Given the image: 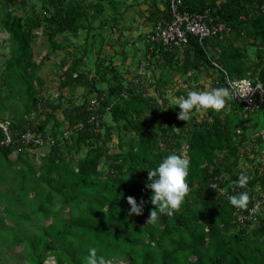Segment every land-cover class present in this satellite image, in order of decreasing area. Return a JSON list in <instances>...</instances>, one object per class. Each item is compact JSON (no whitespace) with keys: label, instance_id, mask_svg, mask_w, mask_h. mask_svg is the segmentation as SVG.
<instances>
[{"label":"trees","instance_id":"16d2710c","mask_svg":"<svg viewBox=\"0 0 264 264\" xmlns=\"http://www.w3.org/2000/svg\"><path fill=\"white\" fill-rule=\"evenodd\" d=\"M124 4L0 0V31L10 47L0 66V122L6 123L9 139L0 127V170L14 174H0V185L6 179L12 187L10 194L0 190V252L22 245L26 264L48 258L53 264H83L91 247L106 264H264V204L249 213L264 198V155L258 158L256 150L264 147L258 129L264 126V113L246 115L228 96L223 109L204 114L193 109L184 121L178 118V104L167 97L174 76L196 80L204 74L211 77L212 88L225 87L226 79L256 77L264 83V0H181L183 12L207 15V27H225L201 44L188 36L184 48L150 40L170 15L168 0H161V8L146 2L139 15L150 31L127 45L136 66L139 51L148 60L141 75L136 66L134 73L120 71L100 55L101 46L93 49L96 35H88L103 31L108 24L102 22L104 13L111 15V28L123 11L143 6ZM68 31L87 33L70 53L64 48ZM39 36L49 47L47 55L33 51ZM251 49L255 59L250 61ZM56 52H64L65 59L57 63L58 94L50 98L36 71ZM156 69V77H147ZM129 74L130 81L124 77ZM78 87L90 95L81 104L62 93ZM174 95L175 101L187 94ZM250 117L260 123L255 127ZM36 138L42 145L29 141ZM43 145L47 153L39 173L16 168ZM243 151L247 155L241 156ZM173 152L190 161V191L180 207L165 209L156 222H148L155 207L146 187L148 170ZM15 153L19 158L11 162ZM243 164L255 166L251 171L253 165ZM241 173L249 176L245 188L237 184ZM214 178H220L223 194L208 187ZM240 191L250 195L246 208L229 202ZM128 196L142 203L141 214H130ZM65 209L66 219L53 217Z\"/></svg>","mask_w":264,"mask_h":264},{"label":"rangeland","instance_id":"374dc122","mask_svg":"<svg viewBox=\"0 0 264 264\" xmlns=\"http://www.w3.org/2000/svg\"><path fill=\"white\" fill-rule=\"evenodd\" d=\"M145 1L153 2V3L155 2L157 6L159 5L162 6L161 0H145ZM136 2H139V4H142L143 6H140L141 8H139V6L137 5L135 8L130 7L125 12L123 11L122 14L124 17L122 16L123 18L122 20L119 21L120 23H117V25H114L113 27L110 28V25L112 24L111 15L109 12L104 13L103 14L104 19L102 20V22H106L108 24L102 25L103 31L93 30L91 31V33L88 34V35L95 34L96 37L98 38V44L93 49L98 50V48L101 46L100 55L105 59L110 58V60L113 61L115 65L117 66L119 65L120 71L123 70V72L126 68H128L134 73V69L136 66L134 64L136 62L131 61L132 58L128 52L127 45L134 44L133 41L137 39L139 34L140 35L147 34L150 31L149 25L144 23L145 17H142L141 15H139V11H144L147 8V4L146 2H144V0H124V3H125L124 7L126 8L128 5L136 3ZM99 25H100L99 21L98 22L95 21L94 27L96 28ZM128 27L130 28V30L126 31L125 29H127ZM38 33L40 34V31ZM67 34L69 38V43H67L68 46H65L64 45L65 43H63V45L65 48V51L67 50L69 51L68 53H70L71 48L74 45H79L83 41V36H85L87 33L78 32L76 35H72V32L68 31ZM32 47H33V51L36 56L47 55V52H49V47L47 44H45V39L42 36H39L36 39ZM122 52L124 53V57H122V54H121ZM139 52L137 54L136 61L138 58H139L138 61L142 60V58L139 57L140 56ZM9 54H10V47H9L8 36L2 31H0V66L3 64L4 60L9 57ZM63 55H64V52H56L54 55L49 56L48 60L47 59L43 60V64L36 71L37 76L41 77L45 83V86L43 88L45 89L44 94L50 98H55L58 94V88H57L58 83L56 81V76H58V74L61 71L57 69L56 67H57V63H60V61L65 59ZM93 56H95V54H93ZM254 59L255 58L253 55V51L251 49L249 50V60L251 61ZM92 61L93 60L89 62L91 63ZM157 71H158L157 69L155 71L154 70L149 71L147 77L149 76L156 77L155 73H157ZM124 77L129 81L133 79L132 75L130 74L124 75ZM171 81L172 83H170V85L172 88L168 90L167 97L168 99H171V102L175 104H179V100H180L179 98V99H175L174 101V96H175L174 93L177 91H184L185 94H187L189 91H193V90L210 91L212 89L211 77L204 76V74L202 76L200 75L198 79L196 80H193V79L188 80L185 77L180 78L178 76H174V78H171ZM62 93L66 94L65 98L67 97V95L72 96L73 97L72 101L75 104H81L84 97H86L87 99L90 97V95L87 94V92L84 91L82 87L76 88L73 93H71L67 89L63 90ZM181 97H184V96H181ZM91 102L92 101L89 102V105ZM199 111H201V113L204 114V110H199ZM56 117H58L59 121L61 122L63 121L62 113L61 114L57 113ZM250 118H251L250 119L251 124H255V127H256V123L254 122L253 117H250ZM0 127H6V123L0 122ZM36 145L38 146L39 143H36ZM258 146L256 150H258V152L261 153V150L258 149L259 148ZM46 153H47V145H43L39 150H34L31 153L29 152L26 156H24L23 157L24 161L19 162L16 168H21L22 166H25L39 173L40 169H38V167L40 163L42 162V157ZM241 154H242L241 156L247 155V153L244 154V151ZM262 155H263L262 153L261 154L258 153L257 157L261 159ZM10 158H11L10 159L11 162H15L19 158V156L17 155V153H15V154L10 155ZM255 164L254 165L251 164V167L253 165L252 168L246 164L245 165L243 164V165H244V168H248V169L251 168V171H252ZM9 173H10L9 170H5V171L2 169L0 170V174L2 175H8ZM13 175L14 174L10 173L8 177H11ZM0 190L2 191L6 190L5 192L7 194L11 193L12 187H10L8 180L2 179ZM53 217L66 219L67 209L62 210L58 215H53ZM48 222L49 220H47V223ZM21 250H22V245H20L18 248H14L13 250L5 249L4 251L0 252V264H26L23 256L21 255ZM43 264H53V261L51 258H48L44 261Z\"/></svg>","mask_w":264,"mask_h":264},{"label":"clouds","instance_id":"9594fccd","mask_svg":"<svg viewBox=\"0 0 264 264\" xmlns=\"http://www.w3.org/2000/svg\"><path fill=\"white\" fill-rule=\"evenodd\" d=\"M141 58L143 59V57ZM229 94L230 90L226 87H215L210 91H189L186 96L181 97L179 100L178 106L180 111L178 118L187 121L191 117L193 109L221 110L224 108ZM1 129L6 139V128L1 127ZM189 167L190 161L187 158L173 152L163 157L155 168L148 170V183H146V187L151 189V202L155 205L150 211L148 222H156L159 212L165 209L171 211L181 206L187 193L190 191L189 183L186 179L189 175ZM219 180L220 178H214L209 182L208 187L216 189L218 193L223 194L224 191L222 189L224 188L221 187L220 182H218ZM248 181L249 176L241 173L237 184L241 188H245ZM214 184H216L215 188H213ZM249 200L250 195L247 191H240L229 196V202L237 208H246ZM127 202L130 205V214L139 215L142 213V203L138 204L134 197L128 196ZM83 264H106V260L105 257L98 256L96 248L91 247L83 257Z\"/></svg>","mask_w":264,"mask_h":264},{"label":"built area","instance_id":"2783aa9c","mask_svg":"<svg viewBox=\"0 0 264 264\" xmlns=\"http://www.w3.org/2000/svg\"><path fill=\"white\" fill-rule=\"evenodd\" d=\"M168 13L170 19L156 29L155 35L150 37L152 42L160 43L163 47L173 45L184 48L188 36L197 38L199 44H201L206 38L214 36L223 29L225 30V27L221 24L211 28L207 27L203 22L207 15L183 12L181 10V0H168ZM146 65H148V60L143 58L137 65L138 75H141ZM225 87L230 90V99L235 103L241 104L246 111V115L253 116L264 113V83L259 79L256 77L253 79H226ZM90 106H94L93 101L90 103ZM259 140L261 144H264V126L261 130ZM29 141H33L35 144L42 143V139L38 138ZM6 142H9L7 135ZM261 153L264 155V147ZM215 187L216 184L213 185V188ZM260 203L264 204V198L262 201L257 199L253 209L249 213L252 214L254 210L256 211ZM250 218L253 221L256 219L254 216Z\"/></svg>","mask_w":264,"mask_h":264},{"label":"crops","instance_id":"0c3cea01","mask_svg":"<svg viewBox=\"0 0 264 264\" xmlns=\"http://www.w3.org/2000/svg\"><path fill=\"white\" fill-rule=\"evenodd\" d=\"M159 7L161 8V6L159 5ZM257 116V115H256ZM257 118V117H256ZM256 118H253L254 119V122L257 124V123H260V122H257L258 121V119H256ZM258 129H262V127H260V126H258Z\"/></svg>","mask_w":264,"mask_h":264},{"label":"bare ground","instance_id":"6f19581e","mask_svg":"<svg viewBox=\"0 0 264 264\" xmlns=\"http://www.w3.org/2000/svg\"><path fill=\"white\" fill-rule=\"evenodd\" d=\"M143 60V59H142ZM142 60H140L139 62H141Z\"/></svg>","mask_w":264,"mask_h":264}]
</instances>
